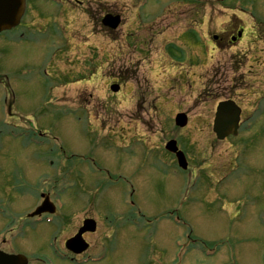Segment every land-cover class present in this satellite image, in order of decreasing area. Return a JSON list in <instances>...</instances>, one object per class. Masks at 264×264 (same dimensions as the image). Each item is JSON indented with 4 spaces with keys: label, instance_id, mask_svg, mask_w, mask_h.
Segmentation results:
<instances>
[{
    "label": "rangeland",
    "instance_id": "obj_1",
    "mask_svg": "<svg viewBox=\"0 0 264 264\" xmlns=\"http://www.w3.org/2000/svg\"><path fill=\"white\" fill-rule=\"evenodd\" d=\"M246 1L240 13L234 0H82L99 17L119 13L122 24L111 35L102 24L91 33L81 17L73 41L26 16L23 40L0 36L2 250L34 262L53 253V242L64 250L90 217L98 229L77 258L101 257L92 264H264V20L250 9L264 5ZM232 12L245 36L221 48L209 33ZM184 29L194 30L184 38L195 45ZM85 40L82 57L97 56V73L83 66L64 78L65 66L76 67L73 45ZM170 43L182 58L166 52ZM138 75L146 84L122 88ZM112 80L122 85L117 96ZM224 98L242 108L241 124L236 137L218 141L211 120ZM177 112L187 113L185 128L174 125ZM171 138L188 173H176L162 148ZM38 190L58 210L49 224L26 220Z\"/></svg>",
    "mask_w": 264,
    "mask_h": 264
},
{
    "label": "water",
    "instance_id": "obj_2",
    "mask_svg": "<svg viewBox=\"0 0 264 264\" xmlns=\"http://www.w3.org/2000/svg\"><path fill=\"white\" fill-rule=\"evenodd\" d=\"M22 1L21 0H0V30L9 28L14 24V20L17 19L19 13L21 12ZM102 23L105 26L110 28H116L119 23V17L112 15H107L102 20ZM111 89L116 91L118 86H112ZM216 113L213 124V131L216 133L218 139L225 138L228 134H236L238 128V120H239V108L235 105L233 101L227 100L219 102L216 107ZM176 122L183 126L186 122L183 115L176 116ZM166 148L176 153V157L178 159V163L182 168H186V161L182 153L177 151L175 141H170ZM53 206L50 202L45 198L42 204L37 207V209L30 215H38L42 212H53ZM95 222L91 219H87L84 221L83 226L79 229L78 234L68 241L67 245L72 249L75 248L76 244H79V248L77 251H81L86 249V244L82 242L81 234L85 231H94ZM16 257L5 256L0 253V264H18L15 262Z\"/></svg>",
    "mask_w": 264,
    "mask_h": 264
},
{
    "label": "flooded vegetation",
    "instance_id": "obj_3",
    "mask_svg": "<svg viewBox=\"0 0 264 264\" xmlns=\"http://www.w3.org/2000/svg\"><path fill=\"white\" fill-rule=\"evenodd\" d=\"M27 1H29V0H27ZM28 6H29V2H28ZM60 7H62L63 10L61 11L60 16H59V22H55L54 21L55 19H51V17H49L50 14L43 15V17H45L46 20L50 22V25L52 24L51 27L57 28L61 32H64V33H66V32L75 33L80 29V27L76 26L78 23V19L81 17H84L85 21H84L83 25L81 26L82 30H83L84 25L86 24V21L90 22L91 33L94 29L98 28L99 16L97 15L95 8L85 7L84 5H82V0H62V4L60 5ZM80 9H82V10H80ZM67 10L70 11V15L67 14ZM51 12L52 11H49L48 13H51ZM78 14H80V15H78ZM26 16H27V11L24 13L23 17H21L22 19H21L19 25L17 26L18 29H21V32H25V29L29 24V23L24 22V19ZM32 22H33V20L30 23H32ZM56 24H59V25H56ZM230 24H232L231 21H230L229 25ZM234 30H235V32L232 33L231 35H229V38H227V41H226L225 40L226 31H225V29H222L221 33L219 35H217L216 38H214L216 40V43L218 45H225V44L234 43V39H235V37H237V33L240 30H242V28H241V26H239ZM237 39L238 38H236L235 41ZM76 59L81 61V59L78 56L76 57ZM92 59L93 58H91V60ZM77 227L79 228L80 226L77 225ZM78 228L75 229V231L70 235V237L73 236L77 232ZM90 234H92V233H84L83 234L84 239L87 240V237ZM52 257L54 259H56L57 261H64V263H69V262L71 263L72 260L74 261L73 263H77L76 260H77L78 255H75V254L70 253V252H68V253H53ZM47 261L48 260L45 261L43 259L42 262L45 264H48Z\"/></svg>",
    "mask_w": 264,
    "mask_h": 264
}]
</instances>
